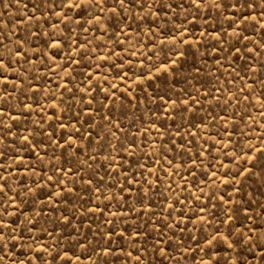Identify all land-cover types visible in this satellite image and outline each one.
<instances>
[{"label":"rangeland","instance_id":"374dc122","mask_svg":"<svg viewBox=\"0 0 264 264\" xmlns=\"http://www.w3.org/2000/svg\"><path fill=\"white\" fill-rule=\"evenodd\" d=\"M210 2L147 0V7L129 8L122 21L114 20L119 28L113 35L107 10H90L100 17L96 27L91 17L87 24L72 23L70 14L62 22L46 6L34 9L40 0H0V43L8 50L0 52L11 60L5 59L6 70L0 67L7 75V81L0 77V175L12 189L6 196L23 201L19 211L9 209L22 238L15 250L8 245L6 258L0 253V264H64L69 258L71 264H136L137 257L140 264H233L241 254L260 264L259 251L255 261L249 255L258 245L249 248L248 241L235 251L218 244L207 255L205 241L217 232L231 229V244L242 240L241 233L253 241L264 237V163L248 151L249 145L264 147V97L244 71L264 62V20L252 19L259 9L209 10ZM53 32L70 39L50 47L46 40ZM21 40L24 53L12 55ZM112 51L117 55L109 56ZM169 59L177 61L175 71L171 64L164 70ZM255 78L264 84L259 71ZM246 85L256 88L251 96ZM233 96L240 97L238 104ZM185 99L191 112L183 110ZM173 104L179 114L167 115ZM74 129L91 133L78 140L86 152L65 154L49 135L59 139ZM253 163L255 175H238ZM89 179L100 188L96 196ZM53 181L76 194L61 204ZM121 186H131V197ZM141 190L151 210L139 204ZM0 201V209L8 206L5 196ZM66 207L75 213L67 227L61 220ZM229 207L233 219L225 223ZM112 229L110 240L105 233ZM158 243L166 255L156 253Z\"/></svg>","mask_w":264,"mask_h":264},{"label":"snow or ice","instance_id":"6c2138e0","mask_svg":"<svg viewBox=\"0 0 264 264\" xmlns=\"http://www.w3.org/2000/svg\"><path fill=\"white\" fill-rule=\"evenodd\" d=\"M201 3H208V0H200ZM46 6V11H51L53 13V15H59L60 20L66 21L70 19V14H74V17L71 19L72 23H76L77 20L79 19H83V22L85 24L89 23V17H91L92 21H95L96 24L94 26L98 27L99 23H100V17H98L97 15L94 14L95 10H98L102 15H106L105 10L110 11L112 13L113 16V20H109L108 21V27H111L113 29V35H115V29L119 28V24L115 23L114 20L115 19H120L121 21L123 20V16L121 14H126L127 10L129 8L133 9V11L135 10V8L137 7H147V0H40V4L38 5H33L34 9H45ZM5 7H7V5H5ZM167 7L169 9H171L172 4H168ZM177 7H179V5H177ZM59 8L61 9L60 13H56V9ZM212 8H216V9H220V8H240V9H248V10H256L259 9V17L257 16H252L253 20L256 19H260V20H264V0H221L220 3H216L215 0H211V2L209 3V10H211ZM90 10H94V11H90ZM118 10V11H117ZM135 14V12H134ZM139 18V17H137ZM239 22L241 24L246 23V18L241 14L239 17ZM236 21L234 20L233 23H235ZM68 26V25H66ZM80 27H83V25H79ZM130 28V25H125V29ZM71 31V29H69ZM107 31L108 29L105 28V35H107ZM124 29H121V32H123ZM39 35H43V33H40ZM70 39L69 37H66L64 35H61L59 37L56 36L55 32L52 33V36L48 38V40H46V43L50 46V47H61L60 41L62 40H68ZM25 41L21 40L19 42L18 45V50L13 51L12 55H22L24 53V49H23V45H24ZM85 43H87L85 41ZM120 42L117 41V44H119ZM0 47H3L5 49V51L7 50L6 45H3L2 43H0ZM77 47H81L80 44H77ZM178 55H180L181 57H183L184 53L183 52H178ZM84 55L87 56L88 52L85 51ZM117 54L112 51L109 53V56H116ZM237 58L239 59V55L237 56ZM5 59H8L9 62H11L9 57H6L5 54L3 52H0V67H2L3 69H7V64H5ZM103 60H108L109 57H103ZM168 64H171L173 66L172 70H176L175 66L177 64L176 60H171L169 59L168 62L164 65V70L168 69ZM160 67L157 66L155 68V71H160ZM245 71V75H248L249 73L252 74V85H258L261 89V97H264V84H259V81L255 78L256 77V73L259 71L261 73V79H264V62H261L259 69H255L252 65H249L248 67H246L244 69ZM0 77H3L5 79V81H7V75H6V71L5 72H0ZM121 79H123V77H121ZM137 79H140V77L138 76ZM247 87H250V91L248 92V96H251L253 94V92L256 91L255 87H251L249 85H246ZM219 90V89H217ZM237 92H240L241 89L237 88L236 89ZM244 99H247V97H243ZM239 99L240 97L237 96H233L232 97V102L238 104L239 103ZM213 100H215L217 103H219V97H213ZM182 105L184 106L183 110L185 112H191V109L188 106V100L185 99L183 101H181ZM175 104V102H174ZM170 108L169 112L167 113V115H171L173 112H177L178 110L176 109V107L174 106ZM198 102L193 100L192 101V105H197ZM196 111H199V108L196 109ZM4 114V108L2 106H0V115ZM185 117L181 116V119H184ZM109 123H111V120L109 119L108 121ZM71 123V122H70ZM82 127H85L84 125H82ZM153 127H155V124H153ZM114 129L115 132H121V128L118 125H114ZM56 130L53 128L52 129V133H54ZM87 134V136L91 137V133H88L87 131L85 133H81L79 131V129H74V131L66 136L60 137L59 139H55L53 138L52 134L50 133L49 138L51 140V142L53 144H55L56 148L58 149H62L63 153L65 154H72V155H77L79 153H85L86 149L83 145L78 144V140H83L85 138V135ZM109 134H112V130H109ZM191 134V132L189 133ZM96 135L99 136L100 133L96 132ZM72 137H76L77 139H73ZM195 137H193L194 139ZM24 139L27 141V137H24ZM89 143L91 144L92 141L90 140ZM111 146V145H110ZM75 150V151H73ZM248 151L255 153L256 155H253L251 157V159L253 161L256 160H261L262 163H264V147H260L257 148L255 145H249L248 146ZM191 159V156L189 157ZM93 157L91 155L88 156V160H92ZM84 164H87V160L83 161ZM193 163H195V161L193 160ZM247 163V160H245V164ZM57 167H59V165H57ZM256 167L255 163H253L252 169L248 168V167H244L240 170V172L238 173V175H255L256 173L253 171V169ZM65 170L61 171V175L64 174ZM261 171H264V167L261 168ZM54 174H55V170H54ZM225 175H230V173H225ZM157 180H159V177L157 178ZM0 181H2V183H0V196H5V198L8 201V206L3 207L2 209H0V253L4 254L5 258L7 257L8 253H9V248L8 245L11 244L12 250H15L18 246H19V241L22 238V234L21 235H17L16 234V227H14L15 221H10L9 220V216L13 215L14 212H10L9 209L12 206H15V211H19L20 210V205L23 203V201H18L15 196L13 197H7L6 193L12 191V189L9 187V181H8V177L4 176V175H0ZM53 184L56 185L57 187L60 188L59 191H57L55 193V195L59 198V201L61 204H66V198H71L72 195L76 194V190L75 189H68L65 185H61L59 183V181H53ZM87 184L90 186V190H91V194L93 196H96L98 193H100V188L97 186H92V181L91 179H89L87 181ZM241 187H243V185H241ZM237 193H239L240 189H234ZM31 191H35L34 189H32ZM121 192H126L129 197H131V186H129L128 188H125L123 186H121L120 188ZM17 195H22V193H17ZM219 199H223V197H219ZM137 200L139 202V204L143 207L148 208L149 210H151L152 208V203L149 201V198L147 196V194L141 190L138 192L137 194ZM3 201H0V204H2ZM92 203L91 199H89L88 201L85 202L84 205V213L87 214L89 209L87 207L88 204ZM143 207L141 209V214H146L143 212ZM174 207V205H173ZM77 208H79V205H77ZM56 210V209H54ZM66 211V215L61 216V220H63L65 222V227H67L68 225H70L72 223V219L75 218V213H73L70 209H68L67 207L65 208ZM133 211H137L136 208H133ZM232 209L231 207H229L228 209H226L225 211V216H224V222L227 223L228 221H231L233 219L232 215H231ZM157 213L155 211L152 212V215H156ZM169 215H171V213H169ZM28 222H31V217H28ZM165 228L168 227L167 224L164 225ZM249 232H252L253 229L249 228L248 229ZM115 229L110 230L108 233H105L106 236H108V238L111 240V237L113 235H115ZM122 237L126 235V233L123 231V229L120 230L119 233ZM161 236H163V232L160 233ZM233 235L231 229H229L228 235H223L219 232H217L215 235H210L205 243L207 244L209 251L207 253V255L211 258L212 256V252L215 249V246L218 244H228L231 249L233 251H235L236 246L242 244L243 241H248L249 242V248L252 247L253 243H256L258 245L257 249H253L251 252H249V255L252 256L253 261H255L257 259V251H259L260 255H259V261L260 264H264V237H260L258 236L256 238L255 241H253L251 236H247L244 233H241L242 236V240L241 239H237L235 244H231V241L229 240V237ZM141 236V231H137L135 233V237L138 239ZM29 239H33V237H29ZM35 242V241H34ZM171 246V245H170ZM111 248V245H109L107 248L104 249L105 252L109 251ZM121 249H118V251H120ZM133 251H140L139 248H135L133 249ZM156 253L159 255H166L162 248L160 247V244H157L156 247ZM37 255L39 256L40 253H37ZM67 255V253H65V256ZM129 255H131V253H129ZM27 264H34L33 260H28ZM43 264H47V261H43ZM64 264H71V259H66L64 261ZM136 264H140V259L139 257L136 258ZM179 264V262H178ZM216 264H219V261L216 262ZM233 264H249V261L247 258H245L242 254L239 256L238 259L234 258L233 259Z\"/></svg>","mask_w":264,"mask_h":264}]
</instances>
